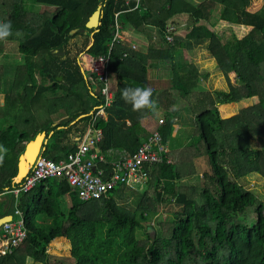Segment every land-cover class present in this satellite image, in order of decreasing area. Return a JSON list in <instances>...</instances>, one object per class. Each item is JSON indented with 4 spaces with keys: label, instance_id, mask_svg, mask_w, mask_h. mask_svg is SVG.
Wrapping results in <instances>:
<instances>
[{
    "label": "trees",
    "instance_id": "1",
    "mask_svg": "<svg viewBox=\"0 0 264 264\" xmlns=\"http://www.w3.org/2000/svg\"><path fill=\"white\" fill-rule=\"evenodd\" d=\"M192 3L0 0V20L9 21L13 32L0 40V53L5 43L15 42L23 59L9 86L0 71V218L16 220L18 210L26 232L19 246L0 256V264H264V201L238 182L252 174L264 179V149L250 146V140L264 135V0ZM34 5L52 11L37 13ZM98 6L100 25L88 30L85 25ZM178 17L191 21L184 38L172 29ZM122 32L144 34L146 41L136 47ZM79 36L81 49L72 57L67 47ZM191 44L214 59L228 90L199 95L186 109L194 131L181 152L184 158L162 154L161 163L146 167L142 192L116 186L99 200L81 202L67 182L46 179L30 191L13 194L22 184L13 182L18 158L40 133L50 149L46 158L53 161L77 149L76 143L69 144V135L78 125L79 136L88 128L101 131L93 151L104 157L109 152L134 153L154 132L165 146L174 131L170 110L175 101L169 91L190 102L197 88V70L179 56ZM79 55L106 59L108 80L117 81L111 88V107L93 126L91 112L102 101L85 79ZM157 64L170 73L169 89L152 88L154 110H133L121 98V89L149 86L148 72ZM35 104L48 105V117L58 115L59 123L51 127L54 122L49 121L46 129L37 126L27 132L18 129L17 118ZM157 113L163 123L148 133L142 122ZM204 155L210 170L200 188L182 184L191 175L184 171V160L191 163ZM123 199H130L129 208L116 203ZM160 204L177 210L158 230L148 222ZM138 232L143 239L136 238ZM58 238L69 242V258L46 253L50 243L55 251L67 250L66 241Z\"/></svg>",
    "mask_w": 264,
    "mask_h": 264
},
{
    "label": "built area",
    "instance_id": "2",
    "mask_svg": "<svg viewBox=\"0 0 264 264\" xmlns=\"http://www.w3.org/2000/svg\"><path fill=\"white\" fill-rule=\"evenodd\" d=\"M167 41H171L167 38ZM85 69H81L85 79L96 88L97 95L102 104L93 108L92 126L97 118L105 115V110L111 107L114 101L113 90L109 86L107 63L103 58H91L84 55ZM102 85V86H100ZM99 88V89H98ZM94 112V113H93ZM162 120L158 124L161 125ZM102 139L100 130L92 131L88 128L83 136L76 137L77 149L65 158L53 161L39 156L28 174L19 183V190L13 191L16 196L20 191L27 192L46 179H61L69 185L72 192L81 202L96 201L104 197L108 191L116 186H128L130 184H144L148 177L146 167L162 162V154L166 148L161 144V137L154 132L134 152H109V160L102 153L93 149ZM100 166L108 167L102 170ZM108 171V172H107ZM16 220L4 223L0 226V255L9 253L16 248L25 238V227L22 215L18 210L14 211Z\"/></svg>",
    "mask_w": 264,
    "mask_h": 264
},
{
    "label": "rangeland",
    "instance_id": "3",
    "mask_svg": "<svg viewBox=\"0 0 264 264\" xmlns=\"http://www.w3.org/2000/svg\"><path fill=\"white\" fill-rule=\"evenodd\" d=\"M200 1L201 0H198L197 2L199 3ZM192 2H194V4H197L195 2V0H189L190 4ZM33 11L37 12V13H40L43 11L44 12H46V11L51 12L52 9L41 6V5H34ZM182 19L183 18H178V19L174 20V23H173L174 26H172V29H174L176 31V36L179 38L185 37V35L188 32V29H187L188 25L191 22L190 19H188V18H186L185 21ZM140 35H141V37H138V38L141 39L142 37H144V34H140ZM225 36H226V38H228L229 33L227 32ZM121 37L125 38V40L127 42L132 43L134 46H136V47L139 46V43L136 40L137 38L135 37L136 39L133 40L134 37L132 34L122 32ZM143 40H142V44L144 45V42L146 41V39L143 38ZM82 41H83V39L81 36L73 38L69 41L67 48H68L70 55L72 57H74L75 54L81 49ZM179 56H180L181 61H183L185 64L193 65V67L197 70V72L199 74V78H197V86H196L197 88L194 91L195 94L189 99L190 102H187V101L180 99L178 94H177V91H174V90L169 91L170 94L173 96L174 101H175L174 106H172L171 109H174L177 112H179L181 115V118H182V119L179 118L180 121L178 123L180 125V127H179L180 138H187L188 137V139H189V137H191L193 134L194 127H192L191 125H186V123L188 122V120L186 118L188 112L183 111V110H186L187 108H189V106H191V104L195 103V101L197 100L199 95H202L206 92L211 93L214 91H217V92H224L225 91V92H227L228 87L226 85V88H225L223 83H221V85H217L216 80L218 78H220V74H218L215 66L213 65V63L215 64L214 59L212 60V57L209 55V53L203 47L194 46V45L192 46V44L187 45V47L181 51ZM77 57H78L77 59H78L80 68L85 69V67H87V66H86V64L82 63V61H84V59H83L84 55L83 56L79 55ZM22 63H23V59H22L21 55L18 53L17 44L15 42L5 43L4 51H3V53H0V71L5 76L7 86H9V84L11 83L12 74L14 73V69L17 66H20ZM149 73H150L151 84H154V80L156 78H158L160 83L162 81V86H160V88H159L160 91L167 88L166 83H167V81H169L168 79H170V73L167 70H165L164 68H161V69L157 68L156 71L154 69H152V70H150ZM35 78L37 80V83H40V79L38 78L37 74H35ZM221 79L224 81L223 77H221ZM114 84H115V79H113V78L110 79L109 80L110 88H113ZM44 98L48 99V98H50V96L45 95ZM40 106H43V104L31 105V107H32L31 112L29 110H27L28 111L27 113H22V116H19L17 118L18 129H20L21 131L27 132V130L31 131L34 127H37V126L40 127L41 129H46L49 121L50 122L53 121L55 123V125H57L59 123V121L61 119L58 115H52V116L48 117V113H47L49 111L48 105H46L45 107H42V108H40ZM160 116H161L160 114H156L151 119H147V120H144L142 122V123H144V129L148 133L152 132L153 126L155 125L156 121L158 120V117H160ZM21 119H22V121H21ZM26 119H29L28 124H25ZM52 126L53 125H51V127ZM78 126H80V125H78ZM73 127L75 128L76 126H73ZM72 138H74V137H72ZM194 138L198 139L199 136L195 135ZM250 146L253 150H263L264 149V135L255 137L252 140H250ZM43 149L45 150V152H43L41 155H42V157L46 158L50 152V149H49V147H46V144H44ZM202 157L203 158H201L199 162H195V172H197V173H193V175H191L190 177H187V179H185V184H189L191 186H197V188H200L201 182H202L201 176H203V173L207 169H208V171L210 170L209 165L207 163V159H206L207 157L205 155ZM184 167L186 168L185 165H184ZM189 168L187 167L184 171H188ZM238 182L246 190L253 192L258 199H260L261 201L262 200L264 201V179L261 178L259 175L252 174V175L247 176L243 180H239ZM182 183H184V182H182ZM126 188H130V189L132 188L137 192H142L143 190H145L144 185L140 184V183H137L135 185L130 184ZM149 192L151 195L152 191H149ZM2 200H4L3 196L0 197V202ZM116 203L118 205L120 204L126 208L130 207V199L129 200H126V199L119 200V201H116ZM175 210H177V208H174L173 205L160 204L157 207V215L154 218H152L151 221L148 222V224L154 228H157L158 230H161L160 224L164 221L167 222V220H171L172 219V213ZM143 225L146 226L145 224H143ZM136 238L138 240L143 239V235L141 234V232H138L136 234ZM66 243L68 244V248L65 251H61V250L55 251V249L52 247V244L50 243L47 247L46 253L51 258H58V259L69 258L70 257V244L68 241H66ZM26 264H35V263H32V261L27 260Z\"/></svg>",
    "mask_w": 264,
    "mask_h": 264
},
{
    "label": "crops",
    "instance_id": "4",
    "mask_svg": "<svg viewBox=\"0 0 264 264\" xmlns=\"http://www.w3.org/2000/svg\"><path fill=\"white\" fill-rule=\"evenodd\" d=\"M198 0H195V2L196 3H198L197 2ZM178 18H183L182 20H186V17H178ZM178 18H176V19H178ZM176 19H174V20H176ZM133 35V40L134 39H136L137 41H138V43L139 44H142V40H143V37L140 39V38H138V37H141V35L140 34H132ZM136 37V38H135ZM144 41V40H143ZM143 45V44H142ZM141 47V46H140ZM212 60H213V58H212ZM215 62V61H214ZM213 65L215 66V64L213 63ZM161 69V68H164L165 70H166V68H165V66H163V65H160V64H157L156 66H154L153 68H150V70H152V69H154L155 71H156V69ZM150 70H149V72H150ZM148 72V82H149V87H151V88H153V89H155L157 92H161L160 91V86H162V81H161V83H160V81L158 80V78H156L155 80H154V84H151V80H150V73ZM218 74H220V78H218L216 81H217V85H221V83H223L224 84V86H225V88H226V84H225V80L223 81L222 79H221V77H223L222 76V74L220 73V72H218ZM224 79V78H223ZM168 80H170V79H168ZM116 83H117V81H116V79H115V84L113 85V86H115L116 85ZM167 88H165V89H163V90H168L169 89V81H167ZM114 88V87H113ZM175 91V90H174ZM225 92V91H224ZM183 111H186V110H183ZM157 114H159V113H157ZM170 118H172V127L174 128V131H173V133H172V136L170 137V139H168L167 140V142L165 143V148H166V155H169L173 160H179V157H182V154H181V152L183 151V149L184 148H186V147H184V146H186V144H188V142H189V139H190V137H189V139H188V137L187 138H180V135H179V127H180V125L178 124L179 123V118L180 119H182L181 118V115H180V113L179 112H177L176 110H174V109H171L170 110ZM156 115V114H155ZM155 115H153V116H155ZM153 116H151L150 118H148V119H151ZM187 120H188V122L186 123V125H191L192 127H193V124H192V116H190L189 115V113H187ZM160 119H162V117L160 116V117H158V120L156 121V123H155V125L153 126V130L152 131H154V129L157 127V125H158V121L160 120ZM184 122V121H183ZM53 125L55 126V123H53ZM53 126V127H54ZM151 126V125H150ZM143 127H144V123H143ZM152 127V126H151ZM158 127H159V125H158ZM78 128H80L79 126L78 127H76V128H72L71 129V134L69 135V144H73V143H75L76 142V137L79 135L78 133ZM72 137H74V138H72ZM182 158H184V157H182ZM203 158V157H202ZM200 159L201 158H197V159H193L192 160V162L191 163H189L188 161H187V159L186 160H184L186 163H187V167L189 168L188 169V172L191 174V175H193V173H197V172H195V162H199L200 161ZM171 161V160H170ZM169 162V161H168ZM207 163H208V161H207ZM186 167V168H187ZM208 172V169L204 172V173H207ZM203 173V174H204ZM190 175V176H191ZM190 176H188V177H190ZM203 177L201 176V179H202ZM186 179H187V177H186ZM181 182H184V183H182V184H184V185H186V186H191V185H189V184H185V179H183V180H181ZM197 187V186H196ZM58 239H64V238H58ZM65 240V239H64ZM65 241H67V240H65Z\"/></svg>",
    "mask_w": 264,
    "mask_h": 264
},
{
    "label": "clouds",
    "instance_id": "5",
    "mask_svg": "<svg viewBox=\"0 0 264 264\" xmlns=\"http://www.w3.org/2000/svg\"><path fill=\"white\" fill-rule=\"evenodd\" d=\"M13 35L12 26L9 21L0 20V40H4ZM17 36L20 33H16ZM121 98L125 103L130 104L133 110L139 111L145 108L155 109L153 100V89L147 85L138 87H123L121 89Z\"/></svg>",
    "mask_w": 264,
    "mask_h": 264
},
{
    "label": "water",
    "instance_id": "6",
    "mask_svg": "<svg viewBox=\"0 0 264 264\" xmlns=\"http://www.w3.org/2000/svg\"><path fill=\"white\" fill-rule=\"evenodd\" d=\"M100 15H101L100 6H98L97 10L88 19V21H87V23L85 25V28L88 29V30H93V29H96L97 27H99V25H100V23H99V21H100ZM75 32L76 31L70 32V35L74 34ZM58 80L61 81V78H58ZM39 137H42V141H41V143H40V145L38 147V151H37V155L35 157V160L39 156H41V154L45 151L43 149L44 144H46V135H45V133H40V134L36 135L34 137V139H33L34 141L32 140V141L26 143L24 152L18 158L17 174H16V177L14 178V181H13L15 184H19L25 178V176L28 174L29 170L31 169V167H30L29 170H28V172L26 173V175L24 177H22L20 180H18V181L16 180V178H18L19 175L21 174V166H22V163L24 161L23 158H25L26 161L29 160L28 152L30 150V145H32L33 143H35ZM10 221H11V216H5L3 218H0V226L3 225L4 223L10 222ZM149 232H150V230L148 231V233Z\"/></svg>",
    "mask_w": 264,
    "mask_h": 264
},
{
    "label": "bare ground",
    "instance_id": "7",
    "mask_svg": "<svg viewBox=\"0 0 264 264\" xmlns=\"http://www.w3.org/2000/svg\"><path fill=\"white\" fill-rule=\"evenodd\" d=\"M41 141H42V137H39L35 143L30 145V150L28 152L29 160L26 161V159L23 158L24 161H23L22 166H21V174L19 175L18 178H16L17 181L26 175L29 168L31 167V165L35 161V157L37 155L38 147H39Z\"/></svg>",
    "mask_w": 264,
    "mask_h": 264
}]
</instances>
